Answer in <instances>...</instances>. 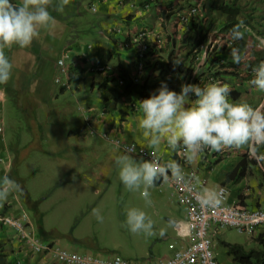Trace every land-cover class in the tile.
<instances>
[{
  "label": "crops",
  "instance_id": "crops-1",
  "mask_svg": "<svg viewBox=\"0 0 264 264\" xmlns=\"http://www.w3.org/2000/svg\"><path fill=\"white\" fill-rule=\"evenodd\" d=\"M194 1L200 7L204 2V0ZM225 1L239 6L246 15L250 13L251 24L255 26L252 28V25L243 23L248 28L241 27L247 44L239 53L238 63L233 62L230 55L231 49L236 48L235 44L233 47H228L230 49L225 48L221 51L215 49L210 52L203 64L197 62L199 45L202 42L192 50V53L189 51L186 55L189 49L188 41L193 35L191 25L194 23L201 27L206 21L203 13L202 19L199 18L190 23L183 24L178 21V12L183 10L191 0H124L122 4H119L118 0H93L91 3H95L97 7L95 11H99L102 15L100 21L102 32L94 37L96 39L92 37L93 40L99 37V41L75 39L67 46L70 49L63 50V52L69 50L72 56L71 61L64 60L69 65L67 71L58 64V60L63 56L56 59L54 67H59L66 78V83L61 84L65 87L62 89L61 86L59 87L61 94L67 88L77 87L86 78L90 79L92 89L97 86L102 88L103 92L96 103L87 102L82 114L74 118L72 122L69 120V125L64 127L61 122L64 120L63 110L65 109L62 108L59 111L50 105V108L46 106L45 110L40 113L34 107L38 97L32 95L30 104V115L33 116L30 126L32 139L29 144L32 153L30 154L29 151L28 155L33 154V159L27 166H24V163L17 167L14 165L16 155L14 156L6 149L0 117L2 126L0 176L8 173L19 179L23 185L22 190H11L4 201L0 202V214L25 215L28 228L39 239L38 234L49 237L45 242L40 239L41 242H56L62 247L77 252L117 253V251L127 249L124 240H129L130 245L145 256L149 254L150 257H161L172 254L181 241L176 235L174 225L183 222L184 209L178 204L170 183L161 182L159 179L154 183L150 189V204L140 197H128L123 202H116L105 197V192L102 193V190L120 181L118 157L124 153L110 141L101 138L97 132L108 130L112 134H120L126 142L135 141L145 145L166 159H173L176 149L170 150L163 141L158 146L148 144V138L144 137L143 130L137 124L140 115L139 100L142 98L135 97L131 101L113 99L109 88L119 90L122 87L115 85L110 75L88 72L86 65L92 61L108 62L119 72L120 67L118 68L117 62L123 61L128 66L127 73L129 74L134 64L135 48L134 46L123 48L119 46V43L128 40V32L132 33L142 27L154 31L161 30L166 35V41L149 58L146 70L139 82L146 81L151 85V89H157L159 85L157 81H161V76H165V81L169 83L168 87L179 91L182 83H200L203 86L207 82L206 74L214 71L219 81L228 83L232 90L238 91L237 97H230L231 99L247 102L259 110L264 103V96L259 101L256 100L262 92L249 83L252 78L246 73L248 71L246 62L253 58L252 50L264 49V34L259 33L261 28L264 31V19L261 17L264 4L261 0ZM16 3L19 4V1ZM248 8L251 11H246L249 10ZM223 18L222 14L217 15L212 22L213 26L221 27ZM109 26H120L123 31L110 33L107 30ZM103 39L104 41H101ZM49 42L55 44L59 43V40L44 42V40H39L37 33L28 46L31 48L36 46L38 50L40 46H48ZM4 51L13 65L16 77L22 76V73L32 72V70L36 71L38 76L44 77L39 69V55L25 51L23 47L16 44ZM219 58L224 59L222 64H217ZM177 60L180 62H175ZM41 69L45 71L44 68ZM194 70L195 74L191 78L189 73ZM32 84L34 88L31 93L37 92L45 97L54 93L52 87L46 86L43 82L33 81ZM0 96L3 99L1 88ZM192 98H195L194 94ZM57 99L58 95H55V100ZM130 102L136 103L135 107L130 106ZM44 104L47 105V103ZM69 114L70 111L66 113L67 116ZM90 130L93 132L90 133ZM258 147L259 145L249 144L238 148L224 146L218 151L205 149L189 161L184 169H197L206 179L201 189L207 188L215 193L218 186L225 185L228 189L227 200L229 202L238 201L249 207H264L263 171L256 160V155L262 153ZM19 158L22 159V157ZM27 188L50 189L51 191L47 193L49 196L44 195L43 197V202L48 205L42 207V202L40 207L38 204L36 207V203L40 200L33 199L36 194L31 195ZM51 204H55L54 212L63 215L62 220L58 222L48 220L49 216L45 208L50 207ZM29 206L36 208L30 209ZM118 206H120L119 209ZM129 207H138L147 213L153 222L151 234L129 231L125 225L126 212ZM93 208L100 210L102 220L96 219L92 212ZM78 212H81V215L73 222L71 215ZM118 212L123 218V224L118 221ZM52 226H56L61 234L49 232ZM261 239L264 241V236L249 235L244 243L239 244L248 249L261 244ZM0 242L8 250L9 257L16 259L17 264L52 263V261L49 263L50 258L43 254H38L42 255L39 258H29L28 251L24 249L23 242L14 230L1 224ZM170 244L172 247L169 246ZM226 258L230 264H238L227 252Z\"/></svg>",
  "mask_w": 264,
  "mask_h": 264
},
{
  "label": "clouds",
  "instance_id": "clouds-1",
  "mask_svg": "<svg viewBox=\"0 0 264 264\" xmlns=\"http://www.w3.org/2000/svg\"><path fill=\"white\" fill-rule=\"evenodd\" d=\"M48 3L49 0H22L19 4L14 0H0V85L9 80L13 70L4 50L13 44L20 47L30 45L38 27L50 20ZM242 26L243 21L232 26L233 40L243 37ZM230 55L233 62L240 61L236 48L231 49ZM252 72L249 83L264 92V61L254 66ZM230 92V85L219 80L203 86L200 83H182L179 91L161 81L154 92L139 100L138 127L148 138V144L158 146L163 141L170 150L181 147L189 161L205 149L218 151L224 146L238 148L264 144V112L247 102L231 99ZM131 151L134 149L118 157L119 179L129 190L139 189L147 203H151L150 189L160 178L170 176L176 182L190 180L192 187H200V178L194 173L189 176L178 161L169 159L161 163L158 158H136L128 154ZM22 188L19 179L3 174L0 176V202L11 190ZM198 200L206 206L219 203L216 194L207 188L198 192ZM92 212L97 220L103 219L99 209L93 208ZM125 225L134 233L151 234L153 229L152 220L138 207L127 209Z\"/></svg>",
  "mask_w": 264,
  "mask_h": 264
},
{
  "label": "built area",
  "instance_id": "built-area-1",
  "mask_svg": "<svg viewBox=\"0 0 264 264\" xmlns=\"http://www.w3.org/2000/svg\"><path fill=\"white\" fill-rule=\"evenodd\" d=\"M119 4L124 3V0H118ZM91 10H96V4H90ZM203 18L200 6L196 1L191 2L177 14L179 22L185 24ZM245 28H248L243 24ZM107 30L110 33H121L123 29L120 26H109ZM165 34L161 30L154 31L149 28H139L138 30L127 33L128 40L119 43L120 47L126 48L134 46V64L132 70L126 77L119 76L118 70L108 62L100 63L96 61L89 62L86 65L88 72L93 74H107L112 76L115 85L121 88L125 80L131 82H139L146 70L148 60L151 55L160 49L165 43ZM235 44L229 31H222L220 27L213 26L206 34L205 40L199 45V56L197 62L203 64L210 55V52L215 49L233 47ZM80 58V57H79ZM72 56L69 50L63 52V57L58 60V64L65 71L69 65L64 62L71 61ZM217 64L224 62L223 58L217 59ZM244 74V72L242 71ZM247 74L253 77V72L246 71ZM195 70L189 73L192 78ZM207 82L218 80L214 75V71L206 74ZM130 106L135 107L136 103L130 102ZM2 126L0 125V133ZM93 131L90 130V133ZM97 134L110 141L118 147L123 153L129 149H134L128 154H132L138 158L144 159H159L161 163L169 160L164 158L154 149L145 145L136 143L135 141L126 142L121 135H115L108 130L98 131ZM263 156L257 154L256 160L258 166L264 173ZM173 160L178 161L183 168L188 165L189 160L185 157L183 148L178 147L175 150ZM2 157L0 156V162ZM191 176L195 174L200 178L201 185L198 188L192 187L191 181L176 182L170 176L168 178H160L159 180L168 181L176 197L179 205L184 209V220L181 223H175L174 228L176 235L181 240L177 248L172 254L161 257H149L129 259L124 258L117 253H92V252H77L62 247L56 243H43L40 239L28 228L27 217L25 215H12L9 213L0 214V224L8 227L17 234L23 242V247L31 254H43L54 262L59 264H219L216 253L214 251L213 239L216 234L225 228H234L239 233H245L250 236H264V207L256 206L249 207L241 204L238 201L229 202L227 200L228 189L225 185H220L216 188V199L219 203L212 205H202L198 200V192L202 190L206 179L197 171L191 168L186 170ZM172 247V244L169 245Z\"/></svg>",
  "mask_w": 264,
  "mask_h": 264
},
{
  "label": "rangeland",
  "instance_id": "rangeland-1",
  "mask_svg": "<svg viewBox=\"0 0 264 264\" xmlns=\"http://www.w3.org/2000/svg\"><path fill=\"white\" fill-rule=\"evenodd\" d=\"M18 1L19 3L22 2V0H17V2ZM92 1L93 0H62V2H60V0H49L48 7L50 9L51 17L47 23L41 24L39 26L41 28L38 29L37 32L38 38L39 40H44V42L49 40H59V43L56 42L53 44V42H49L48 46H40L38 47V50H36V46L33 48L29 46L23 47L25 51L32 52L34 55H39V69L41 72H43L42 74H44V77L38 76L39 74H36V71L33 70L32 72H21L22 76L16 77V72L12 70V75L9 80L5 84L0 85V88L3 91V99H1L0 96V117L1 124L3 126L2 135L6 149L11 152V154H14V156L16 155L14 158V165H16V167L22 163H24V166H27L28 163L33 159V154L31 156L28 155L29 151L30 154L32 153V151L29 149V144L31 143L30 141L32 139L30 133V126L33 119V116L30 115L32 95L38 97L34 107H36V110H38L40 113L45 110L46 106L50 108V105L54 108H57L59 111H61L62 108L65 109L63 110L65 113L63 116L64 120L61 122L63 124L62 126L64 127L69 125V120L72 122L74 121V118L82 114L87 106V102L96 103L99 95L103 92V89L98 88L97 86H94V89H92L90 87V79L86 78L81 83H79L77 87L72 86L71 88H67L63 94H61L62 92H59V87L61 84L66 83V78L59 67H54V64H56V59L63 56L64 49H70L67 46L70 45V43L75 39H80L83 41L86 39L89 41H99V37L97 40H93L92 37L94 38L102 32V25L100 23L102 15L99 13V11L91 10L90 3ZM246 1L249 2V0ZM251 4L252 3H250V6ZM248 9L249 10L246 11H251L250 8ZM101 41H104V39ZM179 43L180 42H178V44ZM41 68H44L45 71H43ZM161 79V81H165L166 77L161 76ZM33 81L43 82V84L46 86H51L55 95H58V99L55 100L54 93L48 97L40 96V93L37 92L31 93L32 89L34 88V85L32 84ZM161 81L157 82L160 84ZM167 85H169V83H167ZM263 96L264 92H262L259 97L257 96L256 100L259 101V99H261ZM44 103H47V105ZM68 110L70 111V114L67 116L66 113L69 112ZM258 149L262 154H264V144L259 145ZM19 157H22V159ZM262 161L264 165V157ZM262 176L264 180L263 172ZM27 191H29L31 195L36 194V197L33 199L40 200L36 203V207L37 204L40 207V204L44 200V195L49 196L47 193H49L51 190H34L27 188ZM104 192L105 197L113 199L116 202H123L128 197L143 198L140 195L139 189L129 190L125 185H123L121 181L112 184L109 188H104L102 193ZM44 205L48 204L43 202L42 207ZM36 207H30V209H35ZM117 208L119 209L120 206ZM45 209L46 214L49 216V221L58 222L63 219V215H58L60 214L59 212H54L55 204H51L50 207ZM30 211L33 213L32 210ZM79 215H81V212L72 214L71 220L74 222L79 218ZM117 215L118 221L123 224V218L120 217V213L118 212ZM48 231L54 232V234H61L56 226H52ZM38 236L44 242L49 238L41 234H38ZM248 236L249 235L245 233H239L234 228H225L216 234L213 242L214 251L219 264H230L226 258L225 245L223 242L244 243ZM124 241L126 243L127 249L123 251H117L118 255L129 259L150 257L149 254L145 256L138 249H134V247L130 245L129 240ZM261 244L254 245V247L250 248H262L264 250V247H262ZM27 256L29 258H39L42 255L30 254L27 252ZM50 261H52V263H50ZM48 262L50 264H59L54 262L52 259H49Z\"/></svg>",
  "mask_w": 264,
  "mask_h": 264
},
{
  "label": "trees",
  "instance_id": "trees-1",
  "mask_svg": "<svg viewBox=\"0 0 264 264\" xmlns=\"http://www.w3.org/2000/svg\"><path fill=\"white\" fill-rule=\"evenodd\" d=\"M16 3L17 0H14ZM264 4V0H261ZM201 12L206 16V21L199 27L197 24H192L191 28L193 30V35L190 41H188L189 49L186 51V55L192 53V50L201 42H203L206 38V34L213 27V21L217 15L222 14L224 16L222 25L220 30L229 31L232 26L237 24L240 21H243L245 24H251V15H246L243 13L241 8L234 3L226 2L225 0H204L200 7ZM261 17L264 19V9L262 10ZM255 28V26H251ZM258 31V30H257ZM261 28L260 34H263L264 31ZM235 47L240 53L247 44L245 37L243 36L241 39L234 40ZM252 59L247 63V69L249 71L252 70L254 66H256L259 62L264 61V49L252 50ZM118 68L120 67V74L123 77L128 75V66L123 61L117 62ZM161 67V65H160ZM170 67V66H169ZM169 69V68H168ZM172 70V69H169ZM162 71V70H161ZM218 72V71H217ZM161 73V72H160ZM65 85L61 86V89L64 88ZM110 95L113 99H123L124 101H131L135 97L144 98L148 96L150 93L154 92L156 89H151V85H149L146 81H142L139 83L131 82L130 80H125L123 86L119 90H114L113 88H109ZM238 95L237 90H232L230 92V97L236 98ZM264 112V103L259 109ZM261 245L264 247V241L261 239ZM226 248L227 254L232 256L233 261L238 264H264V250L262 248H248L245 249L239 243H229L223 242ZM0 264H17L16 259H12L9 257V252L7 249L3 247L0 242Z\"/></svg>",
  "mask_w": 264,
  "mask_h": 264
}]
</instances>
